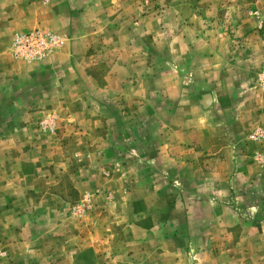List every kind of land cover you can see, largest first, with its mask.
<instances>
[{"label": "rangeland", "instance_id": "obj_1", "mask_svg": "<svg viewBox=\"0 0 264 264\" xmlns=\"http://www.w3.org/2000/svg\"><path fill=\"white\" fill-rule=\"evenodd\" d=\"M54 2L87 50L7 45L0 264H264V0Z\"/></svg>", "mask_w": 264, "mask_h": 264}, {"label": "crops", "instance_id": "obj_2", "mask_svg": "<svg viewBox=\"0 0 264 264\" xmlns=\"http://www.w3.org/2000/svg\"><path fill=\"white\" fill-rule=\"evenodd\" d=\"M54 1L60 0H51L50 6L43 5L42 0H0V8L4 6L6 9L4 10L6 11L5 13H0V85L8 84L10 90L12 80L14 79L13 77L15 76V72H13L15 69L14 62L9 59L10 56L7 51V45H9L11 40L10 30L13 33L14 30L22 27L29 29L34 26H46L68 37L67 42L49 56V61L51 63L50 65L47 64L45 68L48 69L50 74L52 70H55L57 73L60 69H64L67 64L72 65L76 52H85L87 50L86 47L81 46L78 51V47L74 45L75 42L73 39L80 37V35H78V33H70V18L68 16L70 13L67 14L64 12L63 14H59L56 9L57 6L54 5ZM74 82V80H71L68 84ZM10 93L9 91V94ZM57 97L58 101L59 99L62 101L66 99L63 95H60V93ZM30 98L33 100L32 97ZM44 99H47V97ZM5 102L8 103V106L12 103V93L7 96ZM233 132H236V130H233ZM205 141L209 143L208 137ZM237 143L240 144V142ZM246 177H248V180H256L259 176L253 177L251 174H248ZM222 179H224V177ZM257 235L256 232L254 236H251L249 242L255 241ZM260 244H264V241Z\"/></svg>", "mask_w": 264, "mask_h": 264}, {"label": "built area", "instance_id": "obj_3", "mask_svg": "<svg viewBox=\"0 0 264 264\" xmlns=\"http://www.w3.org/2000/svg\"><path fill=\"white\" fill-rule=\"evenodd\" d=\"M62 45L63 40L60 36L40 28H34L14 32L11 38L10 50L16 58L37 61Z\"/></svg>", "mask_w": 264, "mask_h": 264}]
</instances>
